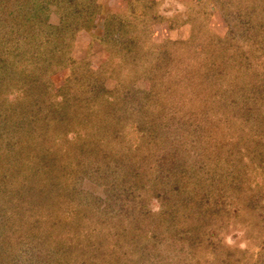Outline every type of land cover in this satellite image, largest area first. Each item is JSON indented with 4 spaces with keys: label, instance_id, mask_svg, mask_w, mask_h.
<instances>
[{
    "label": "rangeland",
    "instance_id": "374dc122",
    "mask_svg": "<svg viewBox=\"0 0 264 264\" xmlns=\"http://www.w3.org/2000/svg\"><path fill=\"white\" fill-rule=\"evenodd\" d=\"M0 264H264V0H0Z\"/></svg>",
    "mask_w": 264,
    "mask_h": 264
}]
</instances>
